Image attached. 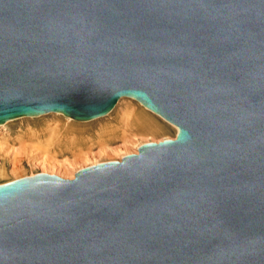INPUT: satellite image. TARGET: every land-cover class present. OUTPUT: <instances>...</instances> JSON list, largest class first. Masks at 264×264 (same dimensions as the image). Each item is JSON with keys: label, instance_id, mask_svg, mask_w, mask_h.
<instances>
[{"label": "water", "instance_id": "water-1", "mask_svg": "<svg viewBox=\"0 0 264 264\" xmlns=\"http://www.w3.org/2000/svg\"><path fill=\"white\" fill-rule=\"evenodd\" d=\"M124 96L174 139L1 183L0 264H264V0H0V125Z\"/></svg>", "mask_w": 264, "mask_h": 264}, {"label": "rangeland", "instance_id": "rangeland-1", "mask_svg": "<svg viewBox=\"0 0 264 264\" xmlns=\"http://www.w3.org/2000/svg\"><path fill=\"white\" fill-rule=\"evenodd\" d=\"M129 112L136 113V117L141 118V120L142 118L144 119L145 114L151 116L155 120H151V122L159 128V131L147 134L127 133V136L124 138L119 137L112 143L99 146L98 142L96 143V135L104 130L108 131L110 128H118L117 131L120 134L118 125L121 124V120H125L126 114H129ZM4 125L0 126V142L3 140L11 141L18 135L23 136L30 131L39 132L42 129V134L48 133L50 129L56 126L67 127L75 132H79L81 141L87 142L90 139V143H93V145L90 149L87 148V145H83L81 152L77 148L50 145L46 149L40 150L41 152H38L39 154L37 153L35 156L28 157L23 155L20 161L21 166L18 170L13 169L14 166L11 161L7 162V160H4L0 156V184L25 176H32L40 172L55 174L64 179H73L74 173L81 168L100 162L118 161L127 154L136 153L138 147L143 143L174 138L177 132L176 126L149 111L141 103L132 98H121L109 113L88 121H78L62 114L47 113L36 117L16 118L5 122ZM48 128L50 129L48 130ZM45 138L40 137V140ZM30 145L35 146L37 142L31 141ZM18 147L19 143H14L7 150L14 151ZM100 147L104 148L107 152L101 153L100 150L102 148ZM9 155L12 158L11 152ZM10 157L8 160H11Z\"/></svg>", "mask_w": 264, "mask_h": 264}, {"label": "bare ground", "instance_id": "bare-ground-1", "mask_svg": "<svg viewBox=\"0 0 264 264\" xmlns=\"http://www.w3.org/2000/svg\"><path fill=\"white\" fill-rule=\"evenodd\" d=\"M122 98H130V97L124 96ZM132 99H134V98H132ZM145 108L148 109L147 107H145ZM148 110L151 111L150 109H148ZM151 112H153V111H151ZM52 113H54V112H52ZM153 113H155V112H153ZM57 114H59V113H57ZM126 115H127V117L125 116L126 117L125 120L124 121L121 120L120 121L121 124L118 125L119 130H120V134H118L119 133L117 131L118 128H116V129H111L110 128L108 131L104 130L101 133H99L98 135H96V137H97L96 143L98 142L97 144L99 146L107 145L109 143H112L116 139H118L119 137L124 138V137L127 136V133H130V134H135V133L143 134V133H146L147 134V133H157V131H159L158 130L159 128L157 126H155L154 123L151 122V120H153V121H155V120L151 116H149L147 114H145V117H144V119L142 118V120H141V118L139 119L138 117H136V113H132V112L130 113L129 112V114H126ZM157 115H159V114H157ZM100 117H102V116H100ZM86 121H88V120H86ZM169 123H171V122H169ZM1 125H4V123L1 124ZM173 125L176 126L175 124H173ZM49 129L50 128H48V130ZM42 132H43L42 129L39 132H36V131H32L31 132L30 131V132L25 133L23 136L22 135H18L17 137H15L11 141L10 140H3L2 142H0V156L2 158H4V160H7V162L11 161L12 165L14 166L13 169L14 170H18L19 167L21 166V162L20 161H21V158L23 157V155L24 156H28V157L29 156H33V155L35 156L38 152H41L40 150L46 149L50 145H52V146H54V145L55 146H65L66 148H68V147L77 148L79 150V152H81L83 150L82 149L83 145H87L88 149H90L92 147V145H93V143H90V141H91L90 139H88L87 142L81 141V137L78 134L79 132H75L74 130L69 129L67 127L63 128V127H56L55 126L52 129H50V131L48 133H44L45 135L42 134ZM40 137H46V138L43 139V140H40ZM31 141L32 142H37V145H35V146L30 145ZM14 143H19V147L17 148V150H14V151L13 150L9 151V149L7 150V148L10 147V145L14 144ZM100 148H102V147H100ZM105 151L106 150L104 148H102L100 150L101 153L105 152ZM10 152L12 153V158L10 157L11 154L9 155ZM131 154H138V152L131 153ZM9 157H10L11 160H8ZM121 159L118 160V161H121ZM40 173H42V172H40Z\"/></svg>", "mask_w": 264, "mask_h": 264}]
</instances>
